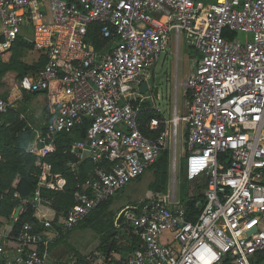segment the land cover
Segmentation results:
<instances>
[{"label": "built area", "instance_id": "obj_1", "mask_svg": "<svg viewBox=\"0 0 264 264\" xmlns=\"http://www.w3.org/2000/svg\"><path fill=\"white\" fill-rule=\"evenodd\" d=\"M95 23L111 42L100 50L89 36ZM183 35L199 54L184 82L187 111L179 116L175 108L159 135H146L142 108L131 100H144L139 87L172 39L178 46ZM18 39L44 62L19 79V88L32 95L59 88L62 102L43 128L30 124L28 152L37 157L39 181L33 197L16 192L13 198L21 213L33 210L34 221L18 234L0 232L4 264H49L46 250L60 231L140 178L165 149L176 152L180 121L186 178L206 179L204 200L195 201L200 212L189 216L174 175L168 194L129 215L139 247L126 259L112 251L109 264H264L258 261L264 253V0H0V56ZM11 108L0 97V114ZM160 125L152 118L147 128L154 133ZM82 128L70 151L97 167L75 192L74 205L50 218L43 190L62 189L66 179L45 158L56 150L57 135ZM7 194L0 193V207ZM10 242L20 248L13 256Z\"/></svg>", "mask_w": 264, "mask_h": 264}, {"label": "trees", "instance_id": "obj_2", "mask_svg": "<svg viewBox=\"0 0 264 264\" xmlns=\"http://www.w3.org/2000/svg\"><path fill=\"white\" fill-rule=\"evenodd\" d=\"M225 35H228L227 33ZM89 36L94 41L96 49L100 50L108 46L111 42L108 39L102 38L99 32L98 23L93 24L89 30ZM32 44L18 39L12 49V55L7 62L0 61V87L3 85L2 78L10 71L17 72V78H22L29 72L38 71L43 65V60L27 63L21 59L24 50H31ZM25 97L30 98L32 94H27L23 90H18ZM61 91L52 89L49 91V110L48 117L51 118L58 112V107L61 104ZM0 97L7 98V94L0 93ZM131 103L138 107L140 106V128L146 135L157 136L164 130L165 125L161 123L157 132L151 133L147 128V124L152 118L158 117L163 120L162 115L158 114L153 108L150 100H141L140 97L132 99ZM88 124V123H87ZM86 124V125H87ZM74 135L61 133L56 136V150L48 154L45 158L53 166L56 173H61L65 179L66 184L59 190H43V197L48 201L44 207L45 212L50 218H58L62 213L67 212L75 203V192L79 190L80 186L85 181L94 175L97 164L86 159L79 162L78 159L71 153L70 147L72 142L78 137L85 134V128L78 129ZM45 134V132L43 133ZM34 139V128L29 125L28 121L22 117V112L17 108H11L8 112L0 114V155L3 156V161L0 163V193L8 191V194L0 207V216L5 217L12 222V234H18L22 224L29 221H34L33 210L28 209L19 215L17 219L13 218L14 211L20 205V200L13 198L14 193L18 192L22 198H31L37 189L40 169L36 164L37 157L28 152V147ZM71 164H76L75 168ZM182 182L183 188L182 200L189 212V216L193 217L199 214L201 208L195 207L196 200H204L202 189L206 182L205 178H200L193 182H188L185 174V165L183 158L182 165ZM150 169L155 172V181L151 184L152 190L163 191L166 188L169 172V152L165 149L159 159L154 163ZM19 177L16 186L13 181ZM190 187V190H189ZM189 190V191H188ZM188 192V193H187ZM102 203L96 208L91 215L85 218V222H91L97 229L103 231V210L108 208L110 201ZM89 219V220H88ZM128 240L132 245V249L139 247V239L134 234ZM114 234L113 237H115ZM118 244L116 240L112 242L110 253L118 251ZM258 261H264V253L260 254Z\"/></svg>", "mask_w": 264, "mask_h": 264}, {"label": "rangeland", "instance_id": "obj_3", "mask_svg": "<svg viewBox=\"0 0 264 264\" xmlns=\"http://www.w3.org/2000/svg\"><path fill=\"white\" fill-rule=\"evenodd\" d=\"M194 53L195 50H193L187 44L184 35L182 36L178 46L173 42L172 39L171 46L167 49L166 54H163L161 56L160 61L154 68L155 76L165 74L166 78L159 84V99L155 98L154 102L152 103L157 106L156 108H158L162 112V115H164L167 120H170L173 117L175 98L177 102L178 115L184 116L187 111L186 108L188 97H186L185 94L184 82L192 72V60L194 59ZM7 54H2L0 56V61L7 62L12 55V51L11 53ZM35 56L36 53H34L33 51L24 50L21 59L27 63L32 64L33 62H35V60L33 59V57ZM2 82L3 85L0 87V93L7 94L6 100L12 101L15 108L19 109L21 112L24 111L22 112V115L24 114L23 116L28 121L29 125L32 123V126L37 128L40 124H38V116H40V114L45 115L44 111L46 110L42 109L41 107L44 102L42 100H39V102L34 101V98L37 97L36 94L31 96L30 98H27L18 91L20 88L18 86L19 78H17V72L10 71L6 73V75L2 78ZM42 96L44 100L47 99L45 95ZM37 98L41 99L40 96H38ZM39 103L41 105H39ZM185 135L186 126L184 122H181L178 128L176 152L171 148L168 149L169 172L167 182H169L170 178L175 175L178 179L177 193L182 197V165L183 157L186 153ZM154 178L155 172L153 169H148L147 171H145L140 178L132 181L129 185H127L124 189H121L113 197L114 203L112 209L118 212L124 207H131L135 204H140L144 199L151 195L149 187L154 181ZM81 223H84V225H91V222L89 223L88 221H82ZM82 224L80 226L78 225L79 227H75L72 237L76 238L79 243H87L90 241L91 232H93V230L88 226H83Z\"/></svg>", "mask_w": 264, "mask_h": 264}, {"label": "crops", "instance_id": "obj_4", "mask_svg": "<svg viewBox=\"0 0 264 264\" xmlns=\"http://www.w3.org/2000/svg\"><path fill=\"white\" fill-rule=\"evenodd\" d=\"M7 53H11V52H5L3 53V55ZM193 56H194V59L192 60L193 62L192 72L195 68V62L199 58V54L195 51ZM36 58H37V54L35 57H33L35 62H36ZM152 75L155 76V73L153 72ZM147 82L150 85V79L147 80ZM36 95L37 97L40 96L41 99L35 97L34 101L39 102V100H42L44 103L42 105L39 103V105H41L42 109L46 110L44 111L45 115L40 114V116H38V120H39L38 124L39 123L40 124L37 128H43L49 118L47 115L48 112H50L49 92H45V93L39 92ZM42 95H45L47 99L44 100ZM141 95L143 96L144 100H150L151 102H154V99L156 98L153 94L152 89H149V91L146 94L141 93ZM156 99H159V92H158V98ZM152 105H153V108L156 110V112L162 115V112L158 108H156L157 106L153 103ZM175 108H177L176 98H175L174 109ZM162 117H163L162 121L158 117L156 118L165 125L164 122L167 119L165 118L164 115H162ZM181 122H184V121L179 122L178 128ZM172 180H173V176L170 178L169 182H167L168 184L166 185V188L163 191L152 190V188L149 187L150 189L149 191L151 192L150 196L144 199L140 204L138 205L135 204L131 207L129 206L124 207L125 209L122 208L118 212L112 209L113 203H114L112 199V201H110V204L108 205V208L106 210H103V231L100 229H97V227H95V225H92V223L91 225H84V223L79 224V226L82 224L83 226H88L89 228L93 230V232H91L90 241L87 243H84V242L79 243L76 238L72 237L73 231L75 228L71 230H67V231H60L59 235L55 239H53L47 247L46 254H47L48 263L49 264H109L108 258L111 257V255H109L110 253L109 249L112 246V242L114 240H116V244H118L117 247L119 249L116 252L117 257L120 259L128 258L134 252V249L131 248L132 245L128 242L130 237L131 238L133 237V234L131 232V227L128 225L129 215L135 213L136 208L139 210L146 202L149 201V198L155 197L157 196V194L160 196H164L168 194L169 190L172 187V183H173ZM154 181H155V178H154ZM176 184L178 185V179H177ZM175 193L178 194L177 189ZM13 218H14V215H13ZM12 229H13L12 222L7 220L5 217L0 216V232H6V231L12 232ZM114 234H116L115 237H113ZM166 237L167 236H164V239ZM19 250L20 248L17 246L16 243L10 242V246L8 250L9 255L13 256L17 254ZM0 264H4L3 257H0Z\"/></svg>", "mask_w": 264, "mask_h": 264}, {"label": "water", "instance_id": "obj_5", "mask_svg": "<svg viewBox=\"0 0 264 264\" xmlns=\"http://www.w3.org/2000/svg\"><path fill=\"white\" fill-rule=\"evenodd\" d=\"M150 89V85L148 84L147 81H144L141 86L139 87V91L140 93L142 94H146ZM43 93H45V91H42ZM158 92H159V88L158 87H154V90H153V94L156 98H158ZM23 208V205H19L17 207V209L15 210V213H14V219H17L19 217V215L21 214V210Z\"/></svg>", "mask_w": 264, "mask_h": 264}, {"label": "flooded vegetation", "instance_id": "obj_6", "mask_svg": "<svg viewBox=\"0 0 264 264\" xmlns=\"http://www.w3.org/2000/svg\"><path fill=\"white\" fill-rule=\"evenodd\" d=\"M165 78H166V75L165 74H162V75H159V76L151 75V78H150V89L154 90V87L160 88L159 87L160 86L159 84Z\"/></svg>", "mask_w": 264, "mask_h": 264}]
</instances>
